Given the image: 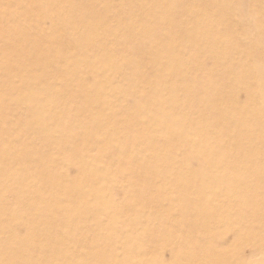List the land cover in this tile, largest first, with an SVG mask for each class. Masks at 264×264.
<instances>
[{
	"label": "rangeland",
	"instance_id": "obj_1",
	"mask_svg": "<svg viewBox=\"0 0 264 264\" xmlns=\"http://www.w3.org/2000/svg\"><path fill=\"white\" fill-rule=\"evenodd\" d=\"M263 77L264 0H0V264H264Z\"/></svg>",
	"mask_w": 264,
	"mask_h": 264
},
{
	"label": "bare ground",
	"instance_id": "obj_2",
	"mask_svg": "<svg viewBox=\"0 0 264 264\" xmlns=\"http://www.w3.org/2000/svg\"><path fill=\"white\" fill-rule=\"evenodd\" d=\"M240 2H241V1H240ZM263 78H264V77H263ZM263 78H262V79H263Z\"/></svg>",
	"mask_w": 264,
	"mask_h": 264
}]
</instances>
